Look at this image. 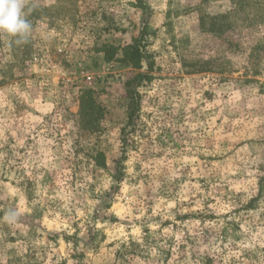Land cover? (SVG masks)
I'll return each instance as SVG.
<instances>
[{
    "label": "rangeland",
    "instance_id": "obj_1",
    "mask_svg": "<svg viewBox=\"0 0 264 264\" xmlns=\"http://www.w3.org/2000/svg\"><path fill=\"white\" fill-rule=\"evenodd\" d=\"M25 12L26 43L0 33V264H264V0Z\"/></svg>",
    "mask_w": 264,
    "mask_h": 264
},
{
    "label": "clouds",
    "instance_id": "obj_2",
    "mask_svg": "<svg viewBox=\"0 0 264 264\" xmlns=\"http://www.w3.org/2000/svg\"><path fill=\"white\" fill-rule=\"evenodd\" d=\"M32 32V24L26 18L25 0H0V33L14 38L12 44L26 43ZM5 219L14 223L18 219L15 210H7Z\"/></svg>",
    "mask_w": 264,
    "mask_h": 264
},
{
    "label": "trees",
    "instance_id": "obj_3",
    "mask_svg": "<svg viewBox=\"0 0 264 264\" xmlns=\"http://www.w3.org/2000/svg\"><path fill=\"white\" fill-rule=\"evenodd\" d=\"M125 57L127 58L129 64L135 68V69H141V59H142V53L138 49V46H133L131 48V51L125 54ZM138 78V77H137ZM135 80H133L134 82ZM132 82V83H133ZM131 83V84H132ZM129 106H128V124H132L135 114L138 112V104L139 99L138 96L133 94L132 92H129ZM121 134L123 136V145L126 144L130 139L128 138V135L126 134V131L122 129Z\"/></svg>",
    "mask_w": 264,
    "mask_h": 264
}]
</instances>
